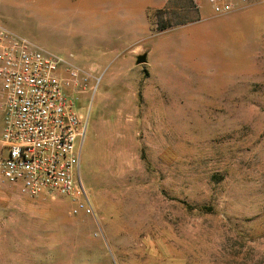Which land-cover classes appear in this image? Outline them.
Here are the masks:
<instances>
[{
	"label": "rangeland",
	"instance_id": "1",
	"mask_svg": "<svg viewBox=\"0 0 264 264\" xmlns=\"http://www.w3.org/2000/svg\"><path fill=\"white\" fill-rule=\"evenodd\" d=\"M15 1L1 22L91 74L75 109L94 216L0 177V264H264V1L225 17L199 0L194 22L163 31L178 4L154 12L132 27L140 64L118 32L82 61L70 29Z\"/></svg>",
	"mask_w": 264,
	"mask_h": 264
},
{
	"label": "built area",
	"instance_id": "2",
	"mask_svg": "<svg viewBox=\"0 0 264 264\" xmlns=\"http://www.w3.org/2000/svg\"><path fill=\"white\" fill-rule=\"evenodd\" d=\"M208 1L216 14H226L264 0ZM90 78L86 69L0 21V177L22 195L67 198L73 216H94L76 149L85 126L75 106Z\"/></svg>",
	"mask_w": 264,
	"mask_h": 264
},
{
	"label": "crops",
	"instance_id": "3",
	"mask_svg": "<svg viewBox=\"0 0 264 264\" xmlns=\"http://www.w3.org/2000/svg\"><path fill=\"white\" fill-rule=\"evenodd\" d=\"M17 1V2H16ZM15 3L24 4L32 9V14L35 17L46 19L49 22H54L62 27L70 29L72 34L70 39L77 45V48L82 51V61L87 59L86 51L97 45V43H113L115 44L116 32L122 36H128V46L124 42L120 44L122 49L118 55L136 59L137 55L147 53L145 48L137 42L136 32H132V27H155L151 15L157 10L168 7L174 2L178 4L180 18L173 21L170 27L188 26L194 22V16L200 11L199 0H135L138 1L135 8L133 0H16ZM57 1V2H54ZM61 1V2H58ZM260 3V4H259ZM10 4H14L11 2ZM257 2L250 5L248 10L232 11L224 15L240 16L244 13H252L258 11L252 6L261 5ZM12 5L6 3L0 4V18L9 21L14 20V14L10 10ZM178 12V11H177ZM259 13V12H258ZM5 24V23H4ZM131 27V28H130ZM238 27H244L238 26ZM128 33V35L126 34ZM122 41V38L118 40ZM76 40V41H75ZM99 61H105L106 55L103 52L99 53ZM136 61V60H135ZM0 81V93H1ZM3 129V113L0 110V137ZM1 148V142H0Z\"/></svg>",
	"mask_w": 264,
	"mask_h": 264
},
{
	"label": "trees",
	"instance_id": "4",
	"mask_svg": "<svg viewBox=\"0 0 264 264\" xmlns=\"http://www.w3.org/2000/svg\"><path fill=\"white\" fill-rule=\"evenodd\" d=\"M163 10H165V9H163ZM162 9H160V10H157L156 12H155V14L157 15V19H158V17L160 18V20L162 21V17H161V15H160V12L161 11H163ZM159 21V20H158ZM172 22L173 21H164V22H162V23H159V25H157L156 26V28H157V30L158 31H163V30H166V29H170V28H172V27H170L171 25H172ZM158 24V23H157ZM202 207H200V209H201ZM207 208V207H206ZM205 210H210V208L209 209H205Z\"/></svg>",
	"mask_w": 264,
	"mask_h": 264
},
{
	"label": "water",
	"instance_id": "5",
	"mask_svg": "<svg viewBox=\"0 0 264 264\" xmlns=\"http://www.w3.org/2000/svg\"><path fill=\"white\" fill-rule=\"evenodd\" d=\"M135 62H136V64L146 62V53H141V54L137 55Z\"/></svg>",
	"mask_w": 264,
	"mask_h": 264
}]
</instances>
